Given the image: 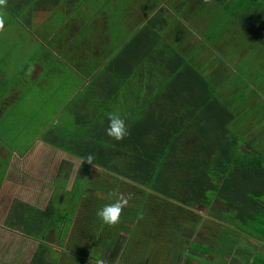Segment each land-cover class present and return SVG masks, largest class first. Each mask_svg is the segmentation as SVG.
<instances>
[{
	"label": "crops",
	"instance_id": "obj_1",
	"mask_svg": "<svg viewBox=\"0 0 264 264\" xmlns=\"http://www.w3.org/2000/svg\"><path fill=\"white\" fill-rule=\"evenodd\" d=\"M0 7L4 13L16 15L10 17L20 30L37 29L39 38H31L41 46L44 42L53 46L55 49L47 48L52 58L59 60L63 53L81 61L76 62L79 72L89 62L92 70L93 60L102 59L92 73H79L85 84L78 91L113 52L157 13L163 14L165 21V26L160 28L163 35L160 39L165 40L163 45L172 56L171 61L173 58L181 61L180 73L207 75L219 89L225 80L224 73H238L233 69L236 65L248 73L254 68L264 70V64L253 67L246 59L252 57L264 62V0H210L203 5L200 0H6ZM8 7L13 10L9 11ZM52 12H56L57 19H52ZM42 24L45 27H40ZM4 31L5 20L0 35ZM7 44L11 46L8 40ZM10 52L0 39V62L9 61ZM38 68L41 71L37 63L27 78L37 80ZM136 70L144 73L141 67ZM149 73L156 71L150 67ZM5 78H8L7 73H0L1 101H7L14 89V83ZM219 80L222 81L219 83ZM251 88L248 95L256 92ZM133 89L142 94L147 92L150 108L161 110L158 106L161 97L153 95L161 92L159 87L137 84ZM138 99L132 104L141 107L144 100ZM238 103L230 106L233 113L240 109L246 113L240 111L241 120L235 119L230 127L249 142L264 145V103L262 109L255 102L251 105L246 102L244 107ZM1 104L0 119L2 111L7 110L4 107L7 104ZM76 108L74 104L72 111H68L69 120L75 117ZM172 111L165 109L164 116ZM7 116L5 113L3 118ZM53 122L41 125L26 141L31 142L23 150L14 148L0 135V264H30L39 244L47 245L59 256L66 251L81 259L80 264H99L100 261L110 264H264V234L260 235L255 227L242 232L238 227L239 219L233 215L236 208L217 199L222 209L216 205V211L211 212L207 207L187 206L172 199L134 197L139 186L125 183L123 177L113 176L93 160L89 163L45 141L43 133ZM22 140L20 138V142ZM14 142L19 143L18 136ZM124 188L132 195L120 222L113 226L104 224L97 217V211L115 200L109 196L110 192H123ZM15 201L47 210V215L54 218L42 232V240L10 227ZM261 203L264 205V198ZM177 206L182 207V211H177ZM203 210L211 214L206 215ZM102 235L105 241L99 248L86 239L94 237L96 240ZM80 237L84 240L74 244Z\"/></svg>",
	"mask_w": 264,
	"mask_h": 264
},
{
	"label": "trees",
	"instance_id": "obj_2",
	"mask_svg": "<svg viewBox=\"0 0 264 264\" xmlns=\"http://www.w3.org/2000/svg\"><path fill=\"white\" fill-rule=\"evenodd\" d=\"M205 3L200 0L201 5ZM163 26V14L150 17L67 104L68 111L77 104L72 118L74 125L54 123L42 137L84 161L92 154V160L113 176L139 186L134 197L172 199L202 207L217 199L236 208L233 215L239 219L242 232L255 227L260 235L264 234L261 203L264 147L249 142L230 127L235 119L241 120L240 111L246 112L240 109L233 113L230 109L237 96L228 97L226 83L217 89L212 79L202 73H180L181 61L177 58L171 61L172 56L165 51L160 30ZM101 63L102 59H94L91 73ZM139 67L144 73L136 70ZM150 67L156 73H149ZM137 84L140 87L155 84L160 88L161 92L153 95L161 97L158 106L162 111L150 108L149 94L133 89ZM139 97L144 104L136 107L132 103ZM165 109L173 111L164 116ZM115 112L126 118L130 131L122 141H115L105 133L108 114ZM64 136H67L64 143L56 140ZM123 192L130 191L124 188ZM11 210L10 227L40 239L54 220L47 210H37L19 201L12 204ZM177 211H182V207L177 206ZM86 239L99 248L104 235L96 240ZM82 240L80 237L73 243ZM47 250L50 253L46 255ZM80 261L66 251L59 256L47 245L39 244L30 264H80Z\"/></svg>",
	"mask_w": 264,
	"mask_h": 264
},
{
	"label": "rangeland",
	"instance_id": "obj_3",
	"mask_svg": "<svg viewBox=\"0 0 264 264\" xmlns=\"http://www.w3.org/2000/svg\"><path fill=\"white\" fill-rule=\"evenodd\" d=\"M8 10L13 9L8 7ZM56 12L51 13L52 19H57ZM11 14L4 13L0 7V17H6L4 19L6 21V31L0 35V39L6 49L7 47L11 49L9 61L0 62V73H7L8 78H5L6 81L14 83L12 85L14 89L7 96V101H1L0 97V104L1 102L7 104L4 106L7 110L2 111V118L5 113L8 115L5 119H0V135L14 148H22L23 150L31 142L26 141L35 135V132L41 125L44 126V123L49 124L54 121L53 123L56 124L58 122H66L69 126L74 125V120L72 118L69 120V112L64 107L68 104L74 92L76 93L85 84V79L83 80L79 73H90L91 63L86 64L85 69L79 72L76 62L78 61L79 63L81 61H76L73 56L68 57L62 53L58 57L59 60L52 58L53 56L47 52V48H55L48 46L45 42L43 46L39 45L38 41L31 38V36L36 39L39 38L37 29H33V31L20 30L21 27L18 23L12 20L13 17H10H15L16 15L12 12ZM8 21L12 22L8 23ZM40 27H45V25L42 24ZM7 40L11 46H8ZM74 40L76 42V39ZM55 54L58 55L59 53ZM83 57L85 58V56ZM246 59L252 62L251 65L253 67L264 64L262 61L253 60L252 57H247ZM37 63L41 65V71L39 68L36 71V73H39V77L37 80H30L27 77L30 73H33L32 68ZM233 69L238 73H224L225 80H223V84L226 83L227 89H229L228 97L233 99L234 96H237V102L242 107L246 102L249 105L255 102L262 109L264 103V70L254 68L248 73L239 69L238 65ZM257 70L258 73H255ZM22 76H24V83H21ZM207 78L210 79L208 76ZM220 81L222 80H219V83ZM1 86L2 83L0 84ZM251 87L256 90V92H253L254 95H248L252 89ZM254 97L255 99L253 100ZM70 130L74 131L73 128H70ZM67 135L69 136L70 134ZM17 136L19 143L14 142ZM66 137H56V140L64 143ZM20 138L23 139L22 142H20ZM259 145H262L261 142H258L257 146L259 147ZM219 204L217 200H213L207 208L211 212L216 211L218 208L216 205ZM220 205L219 208L221 210L222 207ZM203 212L206 215L211 214L207 210H203Z\"/></svg>",
	"mask_w": 264,
	"mask_h": 264
},
{
	"label": "clouds",
	"instance_id": "obj_4",
	"mask_svg": "<svg viewBox=\"0 0 264 264\" xmlns=\"http://www.w3.org/2000/svg\"><path fill=\"white\" fill-rule=\"evenodd\" d=\"M207 2V0H205ZM6 4V0H0V6ZM4 28V19L0 17V30ZM107 136L115 141H122L130 135V131L126 122V118L118 112L108 114V126L105 129ZM92 154H89L86 160L91 163ZM131 193H124L113 190L109 193L110 197H115L111 203L104 205L96 213L97 217L106 225L113 226L120 222L123 210L128 206L131 199Z\"/></svg>",
	"mask_w": 264,
	"mask_h": 264
},
{
	"label": "built area",
	"instance_id": "obj_5",
	"mask_svg": "<svg viewBox=\"0 0 264 264\" xmlns=\"http://www.w3.org/2000/svg\"><path fill=\"white\" fill-rule=\"evenodd\" d=\"M99 264H110V263L100 261Z\"/></svg>",
	"mask_w": 264,
	"mask_h": 264
},
{
	"label": "water",
	"instance_id": "obj_6",
	"mask_svg": "<svg viewBox=\"0 0 264 264\" xmlns=\"http://www.w3.org/2000/svg\"><path fill=\"white\" fill-rule=\"evenodd\" d=\"M94 74V73H93ZM91 78V76L88 78V79H86V82L89 80Z\"/></svg>",
	"mask_w": 264,
	"mask_h": 264
}]
</instances>
